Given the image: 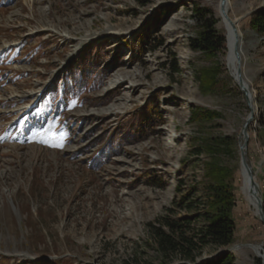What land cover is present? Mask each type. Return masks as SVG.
I'll list each match as a JSON object with an SVG mask.
<instances>
[{
    "label": "rangeland",
    "instance_id": "rangeland-1",
    "mask_svg": "<svg viewBox=\"0 0 264 264\" xmlns=\"http://www.w3.org/2000/svg\"><path fill=\"white\" fill-rule=\"evenodd\" d=\"M229 1L244 36L239 69L254 108L246 153L264 199V130L259 137L255 129L264 113V36L250 23L264 0ZM217 4L0 0V258L11 264H157L147 225L203 210L204 164L210 157L196 156L194 148L204 136L229 140L216 161L228 171L225 181L234 194L235 236L227 247L207 246L195 264L221 254L232 255L233 264H263L264 225L238 187L239 138L249 109L227 68L225 44L212 55L189 47L204 19L215 20L214 29L224 37L214 17ZM158 13L160 23H152ZM93 46L107 54L100 68L105 66L108 76L89 98L110 93V99L100 105L88 99L57 104V82ZM112 57L119 59L110 63ZM212 68H219L217 88L203 92L197 74ZM119 77L123 81L113 83ZM150 103L163 119L157 133L123 145L90 174L86 162L97 148L87 150L90 143ZM194 109L219 115L197 123L191 120ZM154 176L164 187L146 182Z\"/></svg>",
    "mask_w": 264,
    "mask_h": 264
},
{
    "label": "trees",
    "instance_id": "trees-1",
    "mask_svg": "<svg viewBox=\"0 0 264 264\" xmlns=\"http://www.w3.org/2000/svg\"><path fill=\"white\" fill-rule=\"evenodd\" d=\"M138 1L144 5L154 0ZM203 16L201 14L200 19ZM160 19L162 16L158 13L153 17L152 23L159 24ZM250 23L255 33L264 36V9L254 12ZM214 25L215 20H203L195 36L189 38V47L192 51L212 55L223 50L224 37L217 33ZM139 47V54H141L142 49H144L142 42ZM102 51V47L93 46L87 56H81L75 62L76 64L74 63L69 67L56 96L61 105L65 106L72 99H80L83 102L88 99L92 105H100L110 99V93H107L100 100L89 98L91 92L98 90L108 76L105 66L100 68L102 60L107 55L103 54ZM117 59L119 58L112 57L110 63L116 62ZM218 69L200 70L197 74L200 90L209 92L217 88L216 74ZM173 70V72H179L177 67H174ZM218 115L217 112L194 109L191 111V120L199 123L213 119ZM162 123L163 119H161L156 104H147L142 112L127 116L109 134H102L90 143L87 150L95 146L97 148L86 162L87 171L90 174L96 173L110 161L112 155L119 154L123 145L142 141L156 134V128ZM256 124L257 128L255 129L260 137L264 130V113L257 117ZM251 128L250 124L248 130L250 131ZM198 142L199 144L194 148L195 155L206 154L210 157V161L204 164V175L208 183L204 188L206 200L203 203V210L198 216L178 219L164 216L147 225L150 246L156 253L157 264H172L174 262L195 264L196 259L207 246L224 248L234 241L235 223L231 217L232 209L235 206L234 194L231 185L225 181L228 177V171L220 167L216 161L217 155L227 151L229 140L225 137L201 136L198 138ZM149 174L147 173L146 177ZM146 182L159 188L164 187L160 176H154L152 180L146 179ZM180 189L179 185L176 186L177 192H180ZM188 196L186 197L188 198ZM182 199L186 200L185 197ZM197 218H199V226L195 225ZM0 264L11 263L5 258H0ZM24 264H43V262L31 263L26 261ZM200 264H233V257L230 254H221L217 260L204 261Z\"/></svg>",
    "mask_w": 264,
    "mask_h": 264
},
{
    "label": "bare ground",
    "instance_id": "bare-ground-1",
    "mask_svg": "<svg viewBox=\"0 0 264 264\" xmlns=\"http://www.w3.org/2000/svg\"><path fill=\"white\" fill-rule=\"evenodd\" d=\"M193 1H205V0H193ZM229 4L230 1L226 0L224 10L227 17L230 19L228 21L226 18L222 16L220 13V0H218L217 11L215 13V18L217 21V27L224 31V39H225V48H226V64L229 72L233 76L236 83L240 80L243 82V72L240 73V77L237 76L238 68L243 66V49H244V36L240 30L239 19L233 18L229 12ZM235 29V30H234ZM121 78H115L113 83H120ZM244 86L247 89L246 84L243 82ZM248 91V89H247ZM20 113V112H19ZM242 142V140H241ZM247 158V163L251 166L253 177L252 181L248 179L247 168L243 165L240 166L238 173V187L241 198L245 200L249 207H251L254 211V215H258V205L259 203L264 202V199L260 196L258 192V186L255 181L256 169L253 167V163L250 158L248 159L247 153L245 154ZM253 251L258 254V249L253 248Z\"/></svg>",
    "mask_w": 264,
    "mask_h": 264
},
{
    "label": "water",
    "instance_id": "water-1",
    "mask_svg": "<svg viewBox=\"0 0 264 264\" xmlns=\"http://www.w3.org/2000/svg\"><path fill=\"white\" fill-rule=\"evenodd\" d=\"M225 3H226V0H220V13L222 14L224 18L230 21V19L227 17L225 10H224ZM237 76L238 78L240 77L239 68L237 70ZM236 84L239 90L243 93L247 107L249 109V115L245 119L243 126L241 128V131H240L239 139L240 141L242 140L241 143L239 141L240 164L247 168L248 179L249 181H252V177H253L252 169H251V166L247 163V158L245 154H246V149H247L248 139H249L248 128H249V125L254 121V108H253L252 100L250 99L251 95L248 94V91L246 87L244 86L242 80L241 81L239 80ZM257 216L260 222L264 225V207L262 203H259L258 205V215ZM263 264H264V261H263Z\"/></svg>",
    "mask_w": 264,
    "mask_h": 264
},
{
    "label": "snow or ice",
    "instance_id": "snow-or-ice-1",
    "mask_svg": "<svg viewBox=\"0 0 264 264\" xmlns=\"http://www.w3.org/2000/svg\"><path fill=\"white\" fill-rule=\"evenodd\" d=\"M55 146H60V147H62V144H60V145H55Z\"/></svg>",
    "mask_w": 264,
    "mask_h": 264
}]
</instances>
